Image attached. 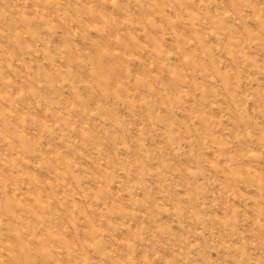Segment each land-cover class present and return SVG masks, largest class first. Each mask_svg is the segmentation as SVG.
<instances>
[{
  "label": "rangeland",
  "instance_id": "rangeland-1",
  "mask_svg": "<svg viewBox=\"0 0 264 264\" xmlns=\"http://www.w3.org/2000/svg\"><path fill=\"white\" fill-rule=\"evenodd\" d=\"M0 264H264V0H0Z\"/></svg>",
  "mask_w": 264,
  "mask_h": 264
}]
</instances>
